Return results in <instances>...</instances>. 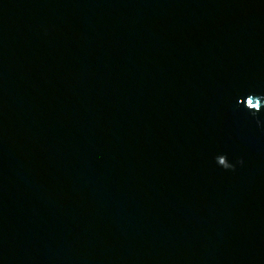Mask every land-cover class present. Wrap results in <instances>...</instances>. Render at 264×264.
Listing matches in <instances>:
<instances>
[{
  "label": "water",
  "instance_id": "1",
  "mask_svg": "<svg viewBox=\"0 0 264 264\" xmlns=\"http://www.w3.org/2000/svg\"><path fill=\"white\" fill-rule=\"evenodd\" d=\"M0 264H264V0H0Z\"/></svg>",
  "mask_w": 264,
  "mask_h": 264
}]
</instances>
